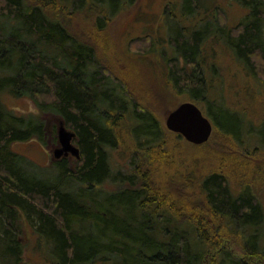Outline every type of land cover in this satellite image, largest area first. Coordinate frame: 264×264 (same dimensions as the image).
<instances>
[{"label": "trees", "instance_id": "obj_1", "mask_svg": "<svg viewBox=\"0 0 264 264\" xmlns=\"http://www.w3.org/2000/svg\"><path fill=\"white\" fill-rule=\"evenodd\" d=\"M68 1L76 8L86 2L91 4L89 0L58 2ZM236 1L245 5L250 14L238 26L224 30L228 31L226 37L233 54L237 59H246L244 64L257 77V70H264V0ZM46 6V0H0V96L9 93L18 98L49 97L50 102L40 107L55 110L75 131L80 163L75 175L66 158L57 162L59 177L54 184L23 171L26 159L15 153L12 145L32 140L45 144L46 131L40 123L8 111L0 101V264L22 262V243L15 227L20 211L30 222L34 220L40 237L51 240L56 257L53 263L49 260L51 264H264V238L260 234L264 205L244 185L238 183L242 186L236 190L226 175L212 173L201 183L200 198L179 186L178 196H187L186 201L204 209L203 216L213 220L208 223L193 216L196 222L192 223L180 222L175 212L184 208V202L175 199L174 206L169 202L179 193L167 191V199L158 198L155 190L161 192L163 188L156 185L154 178L115 175L110 151L119 144V124L129 120L126 115L131 117L132 129L139 130L146 139L163 135L153 140L157 148L168 145L164 140L166 131L152 111H138L127 97L103 90L106 83L114 81L100 66L94 49L79 41ZM237 27L239 33L234 35L232 31ZM184 37L181 32L176 34L173 43L189 61V54L193 57L203 46L202 36L196 32L190 40L180 42ZM179 73L186 77L184 80L192 78L185 70ZM173 75L177 77L176 71ZM209 88L187 90L193 96L202 93L204 98ZM258 92L264 96V90ZM251 95L252 92L248 96L244 93L245 98H253ZM220 108L225 110L224 106ZM210 112L221 125L219 120L224 116L215 113L212 106ZM233 112L227 111L224 118L239 128L247 112L239 116ZM135 168L140 171L141 167ZM75 180L82 184L77 196L62 189ZM111 181L119 191L107 193L106 200L96 206L84 201H94L97 193H103L101 186ZM75 221L80 226L73 229ZM93 221L103 227L91 233ZM208 224L215 225V230ZM230 235L242 240L254 262L241 260L224 247L223 241ZM213 252L216 254L210 257Z\"/></svg>", "mask_w": 264, "mask_h": 264}, {"label": "rangeland", "instance_id": "obj_2", "mask_svg": "<svg viewBox=\"0 0 264 264\" xmlns=\"http://www.w3.org/2000/svg\"><path fill=\"white\" fill-rule=\"evenodd\" d=\"M58 1L46 0L47 11L54 12L79 41L94 49L100 66L114 81L106 83L103 90L127 97L138 106V111H152L166 131L164 140L168 145L157 148L153 140L163 135L146 139L139 130L132 129L131 117L126 115L129 120L119 124V144L110 151L115 175L154 178L156 185L163 188L161 192L155 190L158 198L167 199V191L179 193L170 197L169 202L173 206L176 205L175 199L185 203L184 208L181 206L175 211L180 222L194 223L193 216L213 222L210 217L203 216L204 209L186 201L187 196H178L181 195L179 186H183L186 193L200 198L201 183L212 173L226 175L227 182L236 190L244 185L246 191L264 205V96L258 92L264 90L260 80H264V70H257L256 77L249 65L244 64L246 59H237L226 37L228 31L224 30L238 26L250 14L245 5L236 0H89L90 6L86 2L85 6L82 4L76 8L70 1ZM239 29L237 27L232 33L237 35ZM180 32L186 37L180 42L190 40L196 32L202 36L203 46L193 57L189 54V61L173 43ZM181 70L191 75L190 81L188 78L184 80L186 77L179 73ZM208 85L210 88L204 98L202 93L193 96L187 90L189 87L205 90ZM248 91L252 92L253 98H245L244 93L250 94ZM0 101L8 111L26 121L40 123L46 131L45 144L32 140L12 145V150L26 159L23 171L54 184L59 177L55 164L66 158L69 170L77 175L80 162L75 156H63L60 160L55 157V150L60 147L61 122L68 131H75L68 128L55 110L40 107V104L50 102L49 97L18 98L3 93ZM185 102L195 103L213 123L214 130L208 143L201 146L190 144L166 128L168 114ZM211 106L215 113L224 117L227 111H235L238 116L246 111V120L241 122L238 119L237 128L233 122L221 117L218 126L211 116ZM73 144L79 148L76 139ZM136 165H140V171L135 170ZM191 174L192 178H188ZM81 185L75 180L62 189L77 196ZM101 189L103 193L95 195L97 202L92 199L84 201L96 206L106 200L107 193L117 192L120 188L111 181L104 183ZM33 223L34 220L30 222L23 211L18 212L15 227L22 243L21 264H51L49 260L52 263L56 260L55 248L49 238L40 237L35 232ZM79 226L75 221L73 229ZM208 226L215 230V225ZM101 227L102 224L93 221L90 232L99 231ZM221 228L222 225L218 231ZM260 234L263 240L264 227ZM223 243L237 258L254 262L237 235L227 236ZM215 254L213 252L210 257Z\"/></svg>", "mask_w": 264, "mask_h": 264}, {"label": "water", "instance_id": "obj_3", "mask_svg": "<svg viewBox=\"0 0 264 264\" xmlns=\"http://www.w3.org/2000/svg\"><path fill=\"white\" fill-rule=\"evenodd\" d=\"M166 128L172 133L181 135L190 144L197 146L208 143L214 130L211 120L192 102L182 103L171 111L166 118ZM74 137L75 135L68 132L61 122L60 147L55 150L57 159L69 153L79 157V149L72 144Z\"/></svg>", "mask_w": 264, "mask_h": 264}, {"label": "bare ground", "instance_id": "obj_4", "mask_svg": "<svg viewBox=\"0 0 264 264\" xmlns=\"http://www.w3.org/2000/svg\"><path fill=\"white\" fill-rule=\"evenodd\" d=\"M65 127V126H64ZM66 128V127H65ZM67 129V128H66ZM68 131V130H67ZM68 132H70V131H68ZM70 133H73L74 135H75V137H74V139H73V141L76 139V134L74 133V132H70ZM72 144H73V142H72ZM73 146L74 147H76V148H78L77 146H75L74 144H73ZM79 149V148H78ZM69 155H73L72 153H69L68 155H63V156H69ZM62 156V157H63ZM73 156H75V155H73ZM56 157V156H55ZM62 157L61 158H59L58 160H60V159H62ZM78 160L80 159V157H81V153H80V149H79V157H77V156H75ZM57 159V158H56Z\"/></svg>", "mask_w": 264, "mask_h": 264}]
</instances>
